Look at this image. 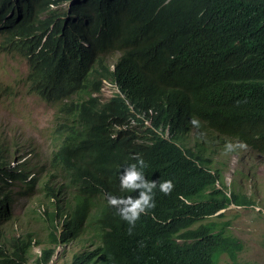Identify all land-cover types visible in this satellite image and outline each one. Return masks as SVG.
<instances>
[{
  "label": "clouds",
  "instance_id": "9594fccd",
  "mask_svg": "<svg viewBox=\"0 0 264 264\" xmlns=\"http://www.w3.org/2000/svg\"><path fill=\"white\" fill-rule=\"evenodd\" d=\"M165 33L173 37L149 0H0V59L20 61L24 71L11 80L52 110L48 153L21 136H0V249L10 258L16 252L18 264H52L72 249L64 264L86 253L106 257V236L117 222L129 233L143 213L142 221L150 216L153 225L166 226L175 212L162 206L169 199L188 206L191 229L205 225L226 234L227 212L264 209L255 173L264 152L223 121L218 108L192 103L205 93L200 80L179 93L164 87L165 73L161 81L148 70V46L167 65L173 57ZM46 54L68 61L43 75ZM226 64V104L247 116L264 143L260 110L248 93L261 81L251 72L242 92ZM23 169L29 184L7 177ZM28 210L36 221L26 218Z\"/></svg>",
  "mask_w": 264,
  "mask_h": 264
},
{
  "label": "trees",
  "instance_id": "16d2710c",
  "mask_svg": "<svg viewBox=\"0 0 264 264\" xmlns=\"http://www.w3.org/2000/svg\"><path fill=\"white\" fill-rule=\"evenodd\" d=\"M149 1L153 13L160 17L162 25L174 38L165 33L171 41L170 53L173 55L168 65L157 48L148 46V70L156 73L161 81L165 73L164 87L179 93L183 88L189 90L200 80L205 93L193 98L192 103L208 102L218 108L223 121H227L250 146L264 152L257 127L238 109L226 104L223 92L227 83L221 82L222 75L227 72L226 61L232 63L234 85L242 92V81L251 72L254 79L261 81L250 85L248 93L260 110L257 120L263 122L264 142V0ZM240 56L244 59L239 63ZM67 61L66 57L57 54L44 55L43 75L49 74L52 66L61 69ZM67 72L75 74L77 69ZM208 89L211 93L206 92ZM181 101L185 107L189 105L187 97ZM93 136L94 131L88 134V137ZM3 173L0 157V179ZM7 177L29 184L25 169L15 170ZM162 206L175 211L166 226L153 225L150 216L142 221L143 213L138 217L136 228L129 233L117 222L106 236V257L86 253L74 257L71 264H218L222 255H227L236 264L235 258L242 245L227 235L224 228L204 225L191 229L194 220L186 217L188 206L184 202L169 199ZM147 207L148 199L143 202L142 210L146 211ZM176 237L183 244L176 242ZM17 260L20 256L16 252L10 258L0 249V264H18Z\"/></svg>",
  "mask_w": 264,
  "mask_h": 264
},
{
  "label": "rangeland",
  "instance_id": "374dc122",
  "mask_svg": "<svg viewBox=\"0 0 264 264\" xmlns=\"http://www.w3.org/2000/svg\"><path fill=\"white\" fill-rule=\"evenodd\" d=\"M23 71L24 67L20 61L6 56L0 59V136L5 139L21 136L31 145L40 143L43 150L48 153L46 136L52 120V110L29 97L17 78L11 80L13 75L18 77ZM252 159L256 164V158ZM258 164L259 172H255L256 182L261 187L264 185V157L258 158ZM262 194L260 202L264 207L263 191ZM259 207L226 214L225 221L229 222L227 235L236 238L242 245L235 258L236 264H264V209ZM26 218L32 221L38 219L32 210L26 211ZM16 228L17 226H13L11 229L15 232ZM52 236V233L46 230L44 239L49 241ZM75 250L68 251L52 264L68 263ZM218 264L233 263L227 255H222Z\"/></svg>",
  "mask_w": 264,
  "mask_h": 264
},
{
  "label": "bare ground",
  "instance_id": "6f19581e",
  "mask_svg": "<svg viewBox=\"0 0 264 264\" xmlns=\"http://www.w3.org/2000/svg\"><path fill=\"white\" fill-rule=\"evenodd\" d=\"M4 261V260H3Z\"/></svg>",
  "mask_w": 264,
  "mask_h": 264
}]
</instances>
